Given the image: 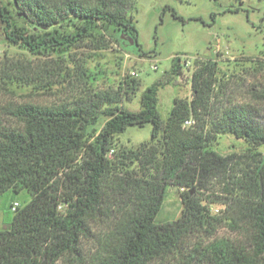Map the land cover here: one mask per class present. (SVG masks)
<instances>
[{
  "label": "trees",
  "instance_id": "16d2710c",
  "mask_svg": "<svg viewBox=\"0 0 264 264\" xmlns=\"http://www.w3.org/2000/svg\"><path fill=\"white\" fill-rule=\"evenodd\" d=\"M135 3L12 0L15 16L0 6V24L6 41L33 57L62 54L81 39H94L96 31L100 39L106 34L141 51L131 15ZM63 25L74 33L60 32ZM180 70L174 58L169 73ZM216 74L215 62L195 61L192 97L175 98L165 122L157 110L159 83L143 91L138 112L119 106L122 95L131 100L137 91L134 79L122 83L123 91L94 93L69 104L0 105V196L26 191L30 197L15 210L8 229L0 231V264H57L70 257L81 263L82 242L98 223L107 224V231L88 264H152L168 258L183 264H264V195H256L264 177L257 168L236 172V155L213 150L221 134L264 146V88L251 89L245 103L219 108L213 98ZM29 87L44 90V63L4 53L0 102L13 89ZM100 116L107 121L90 136L88 127ZM146 124L152 126L148 142L107 156L115 136ZM224 178L234 186L222 197L226 221L242 240L198 242L196 234L209 239L221 225L199 192ZM168 187L181 191L182 215L158 224Z\"/></svg>",
  "mask_w": 264,
  "mask_h": 264
},
{
  "label": "rangeland",
  "instance_id": "374dc122",
  "mask_svg": "<svg viewBox=\"0 0 264 264\" xmlns=\"http://www.w3.org/2000/svg\"><path fill=\"white\" fill-rule=\"evenodd\" d=\"M12 16L15 10L12 0H0ZM131 15L138 31L141 51L132 45L110 39L94 32L95 38L81 39L62 54L45 53L44 57L30 56L26 51L10 45L0 24V59L3 54L12 59L24 58L33 65L44 63V90L29 88L13 89L0 102L8 104L33 103L43 106L69 104L94 93L123 91L122 83L134 79L139 83L137 91L127 100L122 95L119 106L129 112L140 110V96L148 87L159 83L157 110L165 122L175 98L190 100L191 75L197 62H215L216 86L213 89L217 106L225 108L228 102L245 103L250 90L264 88V0H136ZM22 25L21 20H16ZM60 32L74 33L73 28L63 25ZM174 58L179 59V75H171ZM222 108V109H223ZM6 124L8 117H1ZM107 118L100 116L95 126L88 127L90 136L97 135ZM188 126V125H187ZM151 124L142 128L128 127L112 140L113 150H135L151 137ZM213 150L221 156L236 155V172L253 173L257 168L264 177V146L254 148L246 140L232 134L218 136ZM233 175H236L233 173ZM227 178L211 181L207 190L199 192L203 205L210 207V215L221 220L214 235L199 232L198 242L216 239L240 241L241 234L229 226L227 205L222 197L233 191ZM236 192H240L238 189ZM181 191L168 187L164 203L156 218L158 224L178 220L182 215ZM264 195V187L257 196ZM26 191L6 192L0 196V231L8 229L14 212V203L23 208L29 202ZM214 204L208 205L207 201ZM107 224H93L91 235L82 242V264H88L95 255ZM91 259V260H90ZM71 257L57 264H81ZM152 264H183L181 260L168 258Z\"/></svg>",
  "mask_w": 264,
  "mask_h": 264
},
{
  "label": "built area",
  "instance_id": "2783aa9c",
  "mask_svg": "<svg viewBox=\"0 0 264 264\" xmlns=\"http://www.w3.org/2000/svg\"><path fill=\"white\" fill-rule=\"evenodd\" d=\"M18 207H19V205H18L17 203H14L13 206H12V208H11V210H12L13 212H15V210H16Z\"/></svg>",
  "mask_w": 264,
  "mask_h": 264
}]
</instances>
